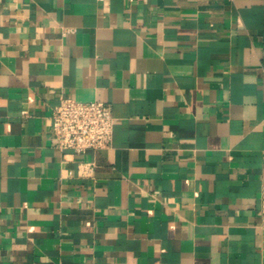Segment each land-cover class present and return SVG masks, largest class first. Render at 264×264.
I'll list each match as a JSON object with an SVG mask.
<instances>
[{
  "label": "crops",
  "instance_id": "crops-1",
  "mask_svg": "<svg viewBox=\"0 0 264 264\" xmlns=\"http://www.w3.org/2000/svg\"><path fill=\"white\" fill-rule=\"evenodd\" d=\"M263 173L264 0H0V264H264Z\"/></svg>",
  "mask_w": 264,
  "mask_h": 264
},
{
  "label": "built area",
  "instance_id": "built-area-1",
  "mask_svg": "<svg viewBox=\"0 0 264 264\" xmlns=\"http://www.w3.org/2000/svg\"><path fill=\"white\" fill-rule=\"evenodd\" d=\"M50 118L51 135L60 149L84 153L110 145L113 115L108 102L60 97L51 109Z\"/></svg>",
  "mask_w": 264,
  "mask_h": 264
}]
</instances>
